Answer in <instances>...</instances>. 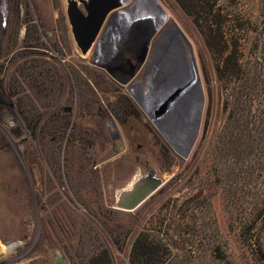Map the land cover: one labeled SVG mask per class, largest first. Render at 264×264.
<instances>
[{
    "label": "rangeland",
    "instance_id": "1",
    "mask_svg": "<svg viewBox=\"0 0 264 264\" xmlns=\"http://www.w3.org/2000/svg\"><path fill=\"white\" fill-rule=\"evenodd\" d=\"M122 1L82 54L67 0H0V264H264V0L233 82L194 9Z\"/></svg>",
    "mask_w": 264,
    "mask_h": 264
},
{
    "label": "trees",
    "instance_id": "2",
    "mask_svg": "<svg viewBox=\"0 0 264 264\" xmlns=\"http://www.w3.org/2000/svg\"><path fill=\"white\" fill-rule=\"evenodd\" d=\"M183 8L194 9L196 23L208 49L220 56L216 72L219 79L244 78L243 47L250 31H254L253 18L238 8L236 0H177ZM233 82V81H232ZM264 220V209L261 210ZM257 222V221H256ZM254 223L245 227V239L251 241Z\"/></svg>",
    "mask_w": 264,
    "mask_h": 264
},
{
    "label": "water",
    "instance_id": "3",
    "mask_svg": "<svg viewBox=\"0 0 264 264\" xmlns=\"http://www.w3.org/2000/svg\"><path fill=\"white\" fill-rule=\"evenodd\" d=\"M67 14L71 24L74 39L82 54H87L94 45L109 14L118 6L120 0H67ZM83 5L84 10L81 8ZM150 178V177H149ZM146 179L142 184H147ZM150 182V181H149ZM153 187L161 184L162 180L151 181ZM147 191L138 193L131 208L137 207L146 198Z\"/></svg>",
    "mask_w": 264,
    "mask_h": 264
},
{
    "label": "bare ground",
    "instance_id": "4",
    "mask_svg": "<svg viewBox=\"0 0 264 264\" xmlns=\"http://www.w3.org/2000/svg\"><path fill=\"white\" fill-rule=\"evenodd\" d=\"M127 2H128V1H127ZM122 3H125L124 0L122 1ZM128 4H129V3H128ZM111 66H112V67H115V68H118V67H119V65L117 64V62L111 64ZM167 71H168V70H167ZM167 74H168V73H167ZM173 74H174V73H173ZM189 77H190V76H189ZM192 81H193V80H192ZM1 247H2V246H1ZM1 247H0V251H2L3 248H4V247H2V248H1Z\"/></svg>",
    "mask_w": 264,
    "mask_h": 264
}]
</instances>
